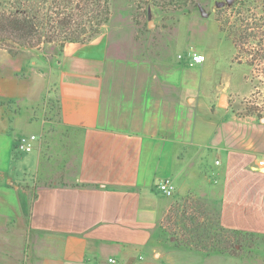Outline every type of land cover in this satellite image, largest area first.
Listing matches in <instances>:
<instances>
[{
	"label": "crops",
	"instance_id": "1",
	"mask_svg": "<svg viewBox=\"0 0 264 264\" xmlns=\"http://www.w3.org/2000/svg\"><path fill=\"white\" fill-rule=\"evenodd\" d=\"M112 20L59 46H0V264H264L178 246L161 229L172 200L193 195L264 240V118L234 109L237 80H214L210 53L191 66L197 50L152 47L129 14ZM49 97L65 133L48 140ZM25 126L41 130L31 152L16 150Z\"/></svg>",
	"mask_w": 264,
	"mask_h": 264
},
{
	"label": "rangeland",
	"instance_id": "2",
	"mask_svg": "<svg viewBox=\"0 0 264 264\" xmlns=\"http://www.w3.org/2000/svg\"><path fill=\"white\" fill-rule=\"evenodd\" d=\"M154 1L164 2V0H111L110 12L113 13L111 27L126 23L129 14L130 19L138 26L136 34L139 41L146 42L152 47L172 42L180 47L184 56L191 50L210 53L212 56H209L210 59L207 61V72L213 75L214 80L227 74H232L237 80V84L228 89L234 109L242 114L264 118V0H230L233 3L230 8L225 4L226 0H207L203 9L176 8L170 4L162 8L152 4ZM11 2L12 0H0L2 5H11ZM219 4L222 6L218 7ZM14 5L36 8L40 6L27 0H15ZM218 15L228 21V29L235 26L249 36L240 43L239 50L235 49L228 35L221 31ZM63 36V33H59V40L51 43L61 45ZM42 45L46 47L49 43H43L38 47ZM238 79H242L241 84H238ZM46 104L39 108L40 116L49 122L43 132L49 140L62 136L65 128L58 124L59 110L55 97H49ZM33 131L37 135L41 133L38 127L22 128L25 135ZM179 199L172 200V218L175 217L174 205ZM166 237L172 240L169 234H166ZM243 240L241 254L233 257L264 260V240L250 234H243Z\"/></svg>",
	"mask_w": 264,
	"mask_h": 264
},
{
	"label": "trees",
	"instance_id": "3",
	"mask_svg": "<svg viewBox=\"0 0 264 264\" xmlns=\"http://www.w3.org/2000/svg\"><path fill=\"white\" fill-rule=\"evenodd\" d=\"M27 1L40 6L16 7L15 0H12L11 5L0 3V46L8 48L14 54L18 48H32L43 43L57 42L59 33L64 34L63 43L93 37L108 23L111 16V0ZM206 1L164 0L154 1L152 4L162 8L170 4L176 8L203 9ZM225 4L230 8L233 3L226 0ZM221 6L222 4L218 5ZM217 20L221 31L228 35L235 49L239 50L240 43L249 36L235 26L228 29V21L220 15ZM174 207L175 217L172 218L171 206L162 221L161 229L163 234H169L174 239L176 245L207 255L241 254L243 234L246 233L223 226L218 210L205 199L187 195L177 200Z\"/></svg>",
	"mask_w": 264,
	"mask_h": 264
},
{
	"label": "built area",
	"instance_id": "4",
	"mask_svg": "<svg viewBox=\"0 0 264 264\" xmlns=\"http://www.w3.org/2000/svg\"><path fill=\"white\" fill-rule=\"evenodd\" d=\"M179 57H183L181 54ZM206 60V55L202 52L193 51L191 53V59L189 64L191 66L195 64L203 63ZM39 136L37 134L22 135L18 138L16 143V150L19 152H31L36 147V142L38 141ZM159 189L168 197L174 195L175 185L170 178H166L159 182ZM111 262H115L116 259L111 258Z\"/></svg>",
	"mask_w": 264,
	"mask_h": 264
},
{
	"label": "water",
	"instance_id": "5",
	"mask_svg": "<svg viewBox=\"0 0 264 264\" xmlns=\"http://www.w3.org/2000/svg\"><path fill=\"white\" fill-rule=\"evenodd\" d=\"M226 98H227V95H226V94H223V95L221 96V99H220V104H224Z\"/></svg>",
	"mask_w": 264,
	"mask_h": 264
}]
</instances>
